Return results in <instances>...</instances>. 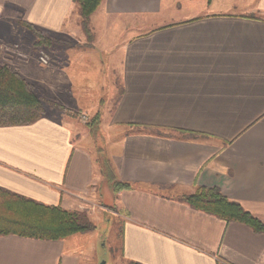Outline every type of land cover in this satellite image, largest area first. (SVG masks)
I'll list each match as a JSON object with an SVG mask.
<instances>
[{"label":"crops","instance_id":"1","mask_svg":"<svg viewBox=\"0 0 264 264\" xmlns=\"http://www.w3.org/2000/svg\"><path fill=\"white\" fill-rule=\"evenodd\" d=\"M77 17L74 0H0V67L59 89L36 90L57 106L44 118L0 128V188L112 210L120 256L105 264H264V233L180 201L217 188L264 224V0H102L91 43ZM19 21L65 45L41 63ZM72 112L99 113L97 136ZM97 245L5 236L0 264H99Z\"/></svg>","mask_w":264,"mask_h":264},{"label":"trees","instance_id":"2","mask_svg":"<svg viewBox=\"0 0 264 264\" xmlns=\"http://www.w3.org/2000/svg\"><path fill=\"white\" fill-rule=\"evenodd\" d=\"M102 0H74L80 18V28L88 43L92 42L90 17ZM209 4L211 0H206ZM18 25L34 38L35 47L50 48L61 45L54 35L19 21ZM45 105L34 87L15 70L0 67V128L31 125L45 117ZM100 115L86 124L97 136ZM190 137H196L190 134ZM105 177L115 189L118 183L105 162ZM190 208L213 216L225 223H240L256 233H264V224L246 212L238 203L225 198L217 188H197L180 198ZM95 230L88 217L81 212H67L59 206H48L0 188V237L16 236L42 241H58ZM136 264V263H127Z\"/></svg>","mask_w":264,"mask_h":264},{"label":"rangeland","instance_id":"3","mask_svg":"<svg viewBox=\"0 0 264 264\" xmlns=\"http://www.w3.org/2000/svg\"><path fill=\"white\" fill-rule=\"evenodd\" d=\"M77 18H78V21L80 22L79 16ZM26 34L30 37V39L32 38V36H31L30 33H26ZM59 41L63 42L60 39H59ZM61 45H65V44H61ZM54 46H56V45H54ZM38 48H40L39 51H38L39 54L42 53V56L44 54L47 55L46 50L43 47H38ZM14 52H15V50H14ZM17 53H19V52H17ZM20 56H23V59H25V57H26L25 55H20ZM7 68H10V67H7ZM11 69L14 70V68H11ZM118 84L119 83L116 81L115 82V93H116V96L118 95L119 89H120V87H119ZM55 85L56 84L53 83V86L52 87H53V89H56L57 88L56 91L58 92V90H59L58 89V86H55ZM37 89L38 90L40 89L42 91V93H44L43 90H45V89H47V91H50L52 93L54 91L49 86H47L45 88L44 87H40V88H36V89L34 88L35 92H37V94L40 97L41 96L44 97L45 94L40 93L41 91L40 92L36 91ZM54 96H55V94H54ZM106 96H107V94H106ZM106 96H105V98H102L103 99L102 102H104L102 104L104 106L105 103L107 102L106 109L107 108L110 109L112 107V105L114 104V102L116 101L117 98H114V97L113 98H107ZM39 100H41V102L44 103L45 109H47L48 106L55 107V108L57 107L54 103L47 101V99H45V98H39ZM100 109H101V107H100ZM72 115L74 117H76V119L82 125H86L94 117V115H93V117H88V116H86V115H84V114H82L80 112H77V113L76 112H72ZM83 115L87 118V120H83L81 118V116H83ZM61 209H63V208H61ZM63 210H65V209H63ZM85 210H86L85 212H81V213H84L88 217V219L90 220V222L94 225V227H95V230L94 231H95V233L98 236V245L96 247V251H97L98 257L99 258L102 257V260L101 261H105L107 259L109 260L110 259V256H112L115 259H118L119 256H120V249H119V246H120V243H119L120 242V235H119V231H113V229L111 228L112 225H109L110 224L109 219L110 218L112 219V216H113V215L111 216V214H110V211H112V210L106 209L107 210L106 211L104 208H100L98 204H96L95 207H91V208L90 207L89 208L87 207V209H85ZM65 211H67V210H65ZM67 212H77V211H67ZM87 234H89V233H87Z\"/></svg>","mask_w":264,"mask_h":264},{"label":"built area","instance_id":"4","mask_svg":"<svg viewBox=\"0 0 264 264\" xmlns=\"http://www.w3.org/2000/svg\"><path fill=\"white\" fill-rule=\"evenodd\" d=\"M40 62L43 63V64H46V63L48 62L47 57H46V56H41V57H40ZM81 118H82L83 120H87V118H86L84 115L81 116Z\"/></svg>","mask_w":264,"mask_h":264},{"label":"water","instance_id":"5","mask_svg":"<svg viewBox=\"0 0 264 264\" xmlns=\"http://www.w3.org/2000/svg\"><path fill=\"white\" fill-rule=\"evenodd\" d=\"M99 264H105V261H101Z\"/></svg>","mask_w":264,"mask_h":264}]
</instances>
